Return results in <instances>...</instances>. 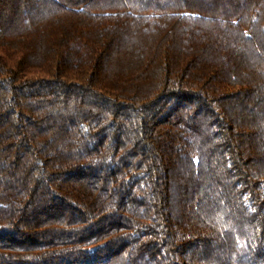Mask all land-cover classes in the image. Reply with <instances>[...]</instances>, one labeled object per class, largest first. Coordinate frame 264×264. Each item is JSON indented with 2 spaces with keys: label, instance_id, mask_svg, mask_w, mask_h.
Instances as JSON below:
<instances>
[{
  "label": "trees",
  "instance_id": "16d2710c",
  "mask_svg": "<svg viewBox=\"0 0 264 264\" xmlns=\"http://www.w3.org/2000/svg\"><path fill=\"white\" fill-rule=\"evenodd\" d=\"M0 264H264V0H0Z\"/></svg>",
  "mask_w": 264,
  "mask_h": 264
}]
</instances>
